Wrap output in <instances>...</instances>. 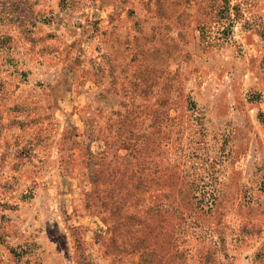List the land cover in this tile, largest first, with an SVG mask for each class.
I'll list each match as a JSON object with an SVG mask.
<instances>
[{"label": "rangeland", "instance_id": "1", "mask_svg": "<svg viewBox=\"0 0 264 264\" xmlns=\"http://www.w3.org/2000/svg\"><path fill=\"white\" fill-rule=\"evenodd\" d=\"M0 264H264V0H0Z\"/></svg>", "mask_w": 264, "mask_h": 264}]
</instances>
